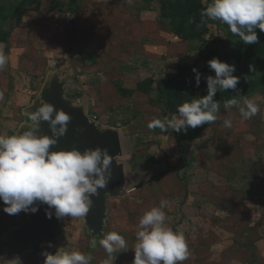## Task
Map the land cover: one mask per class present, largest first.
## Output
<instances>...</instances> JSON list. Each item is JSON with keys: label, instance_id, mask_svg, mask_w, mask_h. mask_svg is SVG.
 <instances>
[{"label": "crops", "instance_id": "obj_1", "mask_svg": "<svg viewBox=\"0 0 264 264\" xmlns=\"http://www.w3.org/2000/svg\"><path fill=\"white\" fill-rule=\"evenodd\" d=\"M207 3L211 0H0V50L8 60L6 67L0 70L3 97L0 99V135H15L30 123L29 113L40 97L38 88L34 89L41 74L40 66L58 47L90 45L99 48L96 53L102 55L104 46L125 48L119 53H123L122 62L128 64L124 67L126 73H137L141 62L150 67L145 74L147 78L138 82L130 93L148 97L157 93L158 98L152 105L161 104L163 98L159 110L165 117L175 113L184 102L207 94V82L199 90L192 69L197 68L205 79L214 76L207 62L219 58L235 65L233 75L240 80L236 89L217 92L214 99L220 104L218 119L199 127L213 128L211 142H223V157L240 162L239 171L231 168L230 175L225 173L222 177L231 182L240 179L241 190H258L257 185L264 184V32L257 28L259 42L245 45L227 25L211 20L201 22L200 13ZM111 62L116 61L111 59ZM232 98H237L241 104L245 99L255 100L258 113L242 121L236 107L224 108V102ZM77 107L85 111L90 103ZM98 113L94 111L90 116L85 111L88 118L97 117L95 124L100 130L99 124L106 122ZM225 119L232 120L231 128L224 127ZM118 132L121 137L123 130L120 128ZM216 132L223 135L217 136ZM174 133L172 130L170 135L179 146ZM199 136L200 132L190 141L181 140L180 146L194 142ZM231 147L238 151H229ZM216 172L221 175L222 169ZM234 173L238 177L231 179ZM231 201L238 202L234 197ZM259 202H263V206L264 200ZM258 211L263 225L264 208ZM0 217L10 215L1 213ZM2 228L0 264H22L24 258L35 252V246L38 257L44 252L51 253L63 235L61 219L56 218L55 213L49 218L47 212L39 215L28 212L22 224L9 231ZM255 235L263 240L264 229ZM39 243L43 246L39 247ZM256 252L259 253L257 258H263L259 264H264V241L257 244Z\"/></svg>", "mask_w": 264, "mask_h": 264}, {"label": "rangeland", "instance_id": "obj_2", "mask_svg": "<svg viewBox=\"0 0 264 264\" xmlns=\"http://www.w3.org/2000/svg\"><path fill=\"white\" fill-rule=\"evenodd\" d=\"M96 49L99 48L90 45L56 48L54 55L44 58L34 89L38 88L41 94L47 83H61L64 98L74 107L90 103L85 110L87 114L91 116L99 111L106 122L99 124L100 130H123L122 156L116 162L125 168L126 185L106 194L99 231L87 225L88 215L62 218L63 235L51 253L63 247L65 251L91 255V264H103L108 254L99 241L108 233L117 232L126 239L129 249L113 253L114 264H133L135 252L132 248L137 242L138 221L146 211L159 207L164 201L168 226L185 236L189 257L183 264L262 262L263 258H257L256 246L264 239L260 240L255 234L264 229L258 211L264 208L263 202H259L264 200V184L257 185L258 190H241L240 179L231 182L222 177L225 173L230 175L231 168L239 171L240 162L223 157V142L212 143L213 128L203 127L199 138L183 143V147L171 137L172 129L166 132L159 128L149 129L150 121L165 119V113L159 110L164 99L161 98V104L157 103L155 108L152 103L158 98L157 93L152 97L130 93L138 82L147 78L149 65L141 62L136 75L126 73L124 67L128 64L122 62L124 56L119 53L125 48L104 46L103 55L97 54ZM156 67L159 70V65ZM37 102H43L41 97ZM216 135L223 134L216 132ZM228 150L238 151L233 147ZM219 168L221 175L216 172ZM235 177H238L236 173L231 175V179ZM232 197L238 202H232ZM4 207L0 206V214L6 216ZM26 215L22 211L16 216L0 217L1 229L12 230L23 223ZM93 238L97 241L96 248L91 247ZM34 250L22 264H44L42 258L45 256H37L36 246Z\"/></svg>", "mask_w": 264, "mask_h": 264}, {"label": "clouds", "instance_id": "obj_3", "mask_svg": "<svg viewBox=\"0 0 264 264\" xmlns=\"http://www.w3.org/2000/svg\"><path fill=\"white\" fill-rule=\"evenodd\" d=\"M201 22L218 21L228 26L230 32L238 36L245 45L256 44L259 36L256 29L264 32V0H211L201 11ZM195 52L192 55H195ZM8 63L0 50V70ZM208 66L215 75L206 77L207 94L199 99L179 105L171 116L154 119L148 123L149 129L159 128L166 132H187L189 128L210 124L218 119L220 104L214 99L217 92L236 89L240 77L233 75L234 64L219 58L209 60ZM196 86L199 87L201 74L197 68ZM0 94V99H2ZM236 107L242 121L249 120L259 111L253 99H245L243 104L237 98L224 102V108ZM27 129L15 135H0V201L5 205L3 211L9 215L20 212L35 213L36 202L48 205L55 210L58 219L65 217H86L93 205L91 197L99 195L98 189L105 188L112 176L113 157L108 150L95 149L50 150L57 145L59 137L67 133L72 117L64 110H56L51 103H39L30 112ZM47 122L52 135L41 134V124ZM224 127L231 128L232 120L225 119ZM21 128V129H22ZM165 202L159 207L146 211L139 219L135 233L136 243L132 248L135 256L133 264H183L189 257L185 236L180 230H173L167 224L163 210ZM49 218L51 211L47 212ZM108 254L103 264H114L112 254L128 250L126 239L117 232H110L99 241ZM49 243V247H51ZM97 241L91 240L96 248ZM44 264H91L93 257L80 251H65L59 248L54 254L44 252Z\"/></svg>", "mask_w": 264, "mask_h": 264}, {"label": "water", "instance_id": "obj_4", "mask_svg": "<svg viewBox=\"0 0 264 264\" xmlns=\"http://www.w3.org/2000/svg\"><path fill=\"white\" fill-rule=\"evenodd\" d=\"M64 85L61 83H47L43 88L40 97L43 102L51 103L55 106L56 110H64L72 117L68 125L67 133L59 137L58 143L52 146L50 150H72L73 148L79 149L83 152L85 149H95L100 147L101 149H107L109 155L113 157L111 172L112 176L108 185L103 189H98L99 195H93V205L89 210L87 217V225L90 228H96L99 231L103 224V215L106 207V194L108 192L116 191L117 188H121L126 185L125 168L123 165H119L116 159L122 156V144L121 137L118 130H105L100 131L94 122L86 116L82 107H74L70 101L66 100L63 96ZM39 107V103L36 102L31 112L36 111ZM27 126L21 129V132L26 130ZM42 135H52L51 129L47 122L41 124ZM0 204H3L0 201ZM38 211L36 215L51 211L55 213L54 208L49 209L48 205L36 202ZM60 226H56L58 229Z\"/></svg>", "mask_w": 264, "mask_h": 264}, {"label": "trees", "instance_id": "obj_5", "mask_svg": "<svg viewBox=\"0 0 264 264\" xmlns=\"http://www.w3.org/2000/svg\"><path fill=\"white\" fill-rule=\"evenodd\" d=\"M204 28L206 29V25H204ZM204 33H206V31H204ZM200 38H201V36L199 35V39ZM200 40L202 41L203 39H200ZM203 42H204V40H203ZM205 82H206V79L203 78V77H201V82H200L199 90H202L203 89V87L205 86ZM199 98L200 97L198 96V97H195L194 99H199ZM200 131H201V128L200 127H197L194 130H192V131H189L188 130L186 133L183 132V131H181L180 133H176L175 132L174 133V136L179 141V147H180V141L181 140H188V141H190V140L193 139V135L195 133H199ZM185 135H186V137H185Z\"/></svg>", "mask_w": 264, "mask_h": 264}, {"label": "built area", "instance_id": "obj_6", "mask_svg": "<svg viewBox=\"0 0 264 264\" xmlns=\"http://www.w3.org/2000/svg\"><path fill=\"white\" fill-rule=\"evenodd\" d=\"M89 119L91 122H94V123L97 121V117H95V116H92ZM118 127H120V126H118ZM117 130H119V129H117Z\"/></svg>", "mask_w": 264, "mask_h": 264}]
</instances>
